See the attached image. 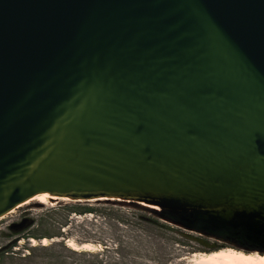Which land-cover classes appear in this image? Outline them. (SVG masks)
Returning a JSON list of instances; mask_svg holds the SVG:
<instances>
[{
	"label": "water",
	"instance_id": "obj_1",
	"mask_svg": "<svg viewBox=\"0 0 264 264\" xmlns=\"http://www.w3.org/2000/svg\"><path fill=\"white\" fill-rule=\"evenodd\" d=\"M42 193L263 232L264 0H0V218Z\"/></svg>",
	"mask_w": 264,
	"mask_h": 264
},
{
	"label": "rangeland",
	"instance_id": "obj_2",
	"mask_svg": "<svg viewBox=\"0 0 264 264\" xmlns=\"http://www.w3.org/2000/svg\"><path fill=\"white\" fill-rule=\"evenodd\" d=\"M64 203H69V201L39 203L33 200L0 218V247L11 243L10 241L17 240V245L13 247L11 253L4 258L0 257V264H46L53 253L62 254L66 264H93V255H79L73 252V250H84L79 247V242L87 243L88 241L89 248L85 249L88 252L100 251L106 247L107 252H102L99 258L107 264H194L190 259L193 253H211V251L222 250V248H234L244 253L264 254V231L255 233L247 231V234L242 238L234 233L220 237L212 234L210 236L198 233L193 228L183 229L181 234L178 232L179 228H163L139 220L136 217L139 212L126 206L121 209L127 217L126 223L121 222V224H117V228H114L109 224V220L112 219L108 218L111 210L98 206L94 207L95 212L69 215L67 209L63 208ZM156 207L158 209L159 206ZM149 208L153 209L151 206ZM149 214V212L143 211L139 215L147 216ZM23 218H28L36 223L24 231L20 239H13L14 235L11 234L7 236L10 224L18 223ZM236 229L239 227H231V230ZM219 230L221 229L219 228ZM60 231L67 237L58 238L55 236L51 239L45 237L44 243H42V239L27 238L26 234V232L29 234L43 232L55 234ZM60 241L65 243V248L59 246H55L53 249L44 248L49 243ZM91 241H100L102 245L96 247L90 243ZM28 253L34 255L36 260L34 263L20 260L23 255H28Z\"/></svg>",
	"mask_w": 264,
	"mask_h": 264
},
{
	"label": "trees",
	"instance_id": "obj_3",
	"mask_svg": "<svg viewBox=\"0 0 264 264\" xmlns=\"http://www.w3.org/2000/svg\"><path fill=\"white\" fill-rule=\"evenodd\" d=\"M103 207V209H107V210H111L112 212H110V216L108 218H112L111 220H109V224H111L114 228H117V224H121L122 223H126L127 217L126 215L123 213L124 211L121 210L122 207L126 206L129 209H133L137 212H139L136 217L141 220V221H146L148 223H150L151 225H157L159 227H175L176 229H178V232L181 233V231L183 229H186L188 226L192 227L193 229H195V231H197L198 233H204L206 235H215V236H222V235H226L229 233H234L236 236H238L239 238H242L245 234H247V230L244 228H239L236 230H231L230 227H225V228H221V230L213 227L212 225H208L205 222L202 221H198L195 220L193 216H191L189 213H181V212H173L168 210L167 208L165 209H150L147 205H141L138 203H134V202H124V201H113V200H98L96 202H69V203H64L63 208L67 209V212L69 215L71 214H86L87 212H95V208L94 207ZM149 212L150 214L145 216H141L139 214H141V212ZM108 215V214H106ZM140 221V222H141ZM36 222L31 221L28 218H23L21 219V221H19L18 223H13L10 224V226L8 227V235H14L12 237H14L13 239H20V237L23 235V232L26 231L28 228L32 227V225H35ZM66 224V223H65ZM63 227V225H62ZM171 229V228H170ZM27 238H35V239H44L45 237L47 239H51L53 237H58V238H66L64 233L60 232H56L55 234L52 233H46L43 232L41 234H29L27 233ZM182 234V233H181ZM190 238H192L191 236H189ZM193 240H195V238H192ZM63 240V239H62ZM11 243H8L7 245L0 247V257H5L8 256L13 247H15L17 244V240H14L13 242L10 241ZM89 241L86 242H79V246L82 244H88ZM90 243H92L93 245L100 246L102 245L101 242H97V241H91ZM11 244V245H9ZM9 245V246H8ZM55 246H59L61 248H65V243L60 241V242H55V243H49L48 245H46V249H53L55 248ZM43 248V249H44ZM34 247L31 248V250L33 251ZM121 249V248H120ZM74 253L79 254V255H93L94 256V260L92 261L93 264H107L106 262H103L100 257V255L103 253H106V247H103L100 251H87V250H80V251H74ZM22 262L23 261H31V262H35V257L34 255H31V253H28V255H23L22 258L20 259ZM21 262V263H22ZM46 264H66L65 259L63 258L62 254H55L53 253L50 257H49V261Z\"/></svg>",
	"mask_w": 264,
	"mask_h": 264
},
{
	"label": "bare ground",
	"instance_id": "obj_4",
	"mask_svg": "<svg viewBox=\"0 0 264 264\" xmlns=\"http://www.w3.org/2000/svg\"><path fill=\"white\" fill-rule=\"evenodd\" d=\"M39 203H53L50 200H67L68 197H60L55 194L42 193V195H36L34 198ZM33 201V200H31ZM28 201L27 203H30ZM151 208H156V205H149ZM46 241V238L42 239V243ZM71 246V245H70ZM80 248H89L88 244H82ZM73 248V247H72ZM75 249V248H73ZM194 264H264V254H251L242 252L240 250L232 248H222V250L211 251V253H193L190 257Z\"/></svg>",
	"mask_w": 264,
	"mask_h": 264
}]
</instances>
